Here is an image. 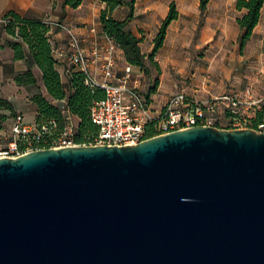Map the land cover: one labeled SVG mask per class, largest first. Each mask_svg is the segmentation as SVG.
I'll return each mask as SVG.
<instances>
[{
    "label": "water",
    "instance_id": "water-1",
    "mask_svg": "<svg viewBox=\"0 0 264 264\" xmlns=\"http://www.w3.org/2000/svg\"><path fill=\"white\" fill-rule=\"evenodd\" d=\"M0 264H264V131L0 157Z\"/></svg>",
    "mask_w": 264,
    "mask_h": 264
},
{
    "label": "crops",
    "instance_id": "crops-1",
    "mask_svg": "<svg viewBox=\"0 0 264 264\" xmlns=\"http://www.w3.org/2000/svg\"><path fill=\"white\" fill-rule=\"evenodd\" d=\"M171 2L178 12L177 18L170 21L163 45L150 57L154 37L170 10ZM235 2L207 0L202 7L201 0H136L131 9L125 4L113 9L111 15L118 20L131 14L129 28L141 39L145 63L143 67L132 65L133 75L138 76L139 88L152 108L160 109L168 96L179 91L181 86L201 97L226 91L244 94L247 90L251 91L253 98L264 95V4L251 37L241 45L242 29L236 18L244 10L237 9ZM104 7L101 0H83L74 8L63 6L61 0H0V17L13 11L27 17L48 16L62 20L76 30L83 48L88 50L93 44L105 41L99 20ZM48 36L51 44L66 45L63 30L52 28ZM16 39L0 21V96L14 101L17 113L29 112L35 120L37 107L30 98L39 91L46 97L49 95L43 86L39 67L29 59L14 57L10 43ZM24 47L27 51L26 43ZM117 54L122 71L121 67L127 62L120 48ZM28 67L34 71L37 83L16 84L17 73ZM56 67L63 81L67 82L71 68L68 61L57 60ZM22 97L30 103V109L24 108ZM247 112L253 120H259L258 114ZM226 120L222 113L218 125L225 128Z\"/></svg>",
    "mask_w": 264,
    "mask_h": 264
},
{
    "label": "built area",
    "instance_id": "built-area-1",
    "mask_svg": "<svg viewBox=\"0 0 264 264\" xmlns=\"http://www.w3.org/2000/svg\"><path fill=\"white\" fill-rule=\"evenodd\" d=\"M0 21L7 23L9 18L0 17ZM43 21L50 29H61L66 35L65 46L52 44L57 60L66 59L71 68L84 72L85 84L90 88L104 90L105 96L95 99L89 111L98 130L84 141H77L79 117L71 112L65 97L53 100L63 115L62 126L54 119L30 122L18 112L0 127V157H17L34 149L78 144L122 146L195 125L219 126L222 113L226 115L227 128L249 127L264 131V116L253 120L247 112L255 116L264 112V95L253 98L247 90L244 94L226 91L201 97L181 86L168 96L160 109H154L139 88L133 66L125 63L120 71L119 48L114 39L104 34V42H97L87 50L72 26L48 16Z\"/></svg>",
    "mask_w": 264,
    "mask_h": 264
},
{
    "label": "trees",
    "instance_id": "trees-1",
    "mask_svg": "<svg viewBox=\"0 0 264 264\" xmlns=\"http://www.w3.org/2000/svg\"><path fill=\"white\" fill-rule=\"evenodd\" d=\"M105 3L99 20L103 27V33L114 39L118 48L123 51L125 61L133 66L143 67L146 55L141 51V39L129 28L128 21L131 14L126 19H115L111 12L119 5H128L130 9L136 0H101ZM63 6L74 8L80 5L83 0H61ZM207 0H201V6H205ZM264 0H236L235 6L244 12L237 16L241 33V45H244L251 37L255 25L259 22V17L263 8ZM169 12L161 22V26L156 34L155 44L149 56L152 57L157 49L164 43V36L170 21L177 18L178 12L173 2L169 5ZM9 18L4 23L7 31L16 40L11 41L14 51V57L29 59L30 63L36 64L42 71V82L49 96L42 92H36L30 98L36 104L37 112L35 120L54 119L60 126L63 124V115L59 107L53 100L66 98L69 109L73 114L79 117L77 125V141H84L86 136L97 132V126L90 118V107L95 99L105 96L101 88H90L85 84V74L81 70L70 68L67 82H64L62 76L57 70V59L53 56L52 44L49 41L48 32L50 26L43 21L41 17L22 16L18 12L9 11L4 16ZM28 45L25 50L24 44ZM17 83L36 84L37 77L28 67L23 72L17 73L15 77ZM15 102L9 98L0 96V127L9 121L15 114ZM262 112L258 113V119L263 117ZM152 131L149 132L151 134Z\"/></svg>",
    "mask_w": 264,
    "mask_h": 264
},
{
    "label": "rangeland",
    "instance_id": "rangeland-1",
    "mask_svg": "<svg viewBox=\"0 0 264 264\" xmlns=\"http://www.w3.org/2000/svg\"><path fill=\"white\" fill-rule=\"evenodd\" d=\"M20 99H22V101H23V103H24V108H27V109H30L31 107V105H30V103H28V101L27 100H25L26 98H24V97H22V98H20ZM29 111V110H28ZM22 112V114L24 115V116H26V118L27 119H31V120H33V118H34V115L33 114H31V113H29V112H23V111H21ZM30 120V121H31Z\"/></svg>",
    "mask_w": 264,
    "mask_h": 264
}]
</instances>
